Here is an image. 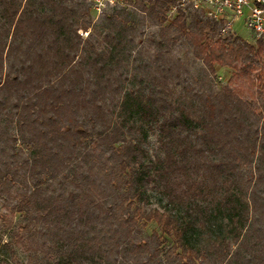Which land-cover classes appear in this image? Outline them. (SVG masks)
Segmentation results:
<instances>
[{
	"label": "trees",
	"instance_id": "trees-1",
	"mask_svg": "<svg viewBox=\"0 0 264 264\" xmlns=\"http://www.w3.org/2000/svg\"><path fill=\"white\" fill-rule=\"evenodd\" d=\"M175 4L124 0L95 25L91 0H0V233L10 255L264 264V40L222 35L190 10L169 16ZM127 6L157 28L152 60L129 74L143 33ZM179 44L207 76L230 71L218 91L167 57Z\"/></svg>",
	"mask_w": 264,
	"mask_h": 264
},
{
	"label": "rangeland",
	"instance_id": "rangeland-1",
	"mask_svg": "<svg viewBox=\"0 0 264 264\" xmlns=\"http://www.w3.org/2000/svg\"><path fill=\"white\" fill-rule=\"evenodd\" d=\"M127 10L129 11L131 18L134 19L135 27L140 29L141 32L143 33L141 37L137 38L134 47L132 48L130 54H128V74H129L132 72L133 69H135L136 71L145 70L143 67L139 68L138 63L139 66H142L143 64L142 62L148 63L149 60H152L156 50L154 46L149 43V37L152 34L156 33L157 28L152 26L148 22L143 21L142 16L136 13L133 7L127 6ZM92 11H93V6H92ZM93 13H94L93 19L95 25H99L103 21V17L105 15H110L111 8L108 7L105 8L100 15H97L95 12ZM126 18L128 19V16ZM121 19H123V17H121ZM234 31L241 38L247 40L250 43H253L251 35L243 27L242 21L238 22L234 26ZM82 37L83 39H85L87 37V33H82ZM103 37L104 36L102 30L95 35V38L98 40V42L102 43V45H104ZM167 57H169L176 65L186 68L188 70L189 76L194 81H197L203 87L204 90L212 89L218 91L228 80L230 75L229 70L224 68H218L214 75L207 76L202 71L201 63L193 58L189 47L185 44H179L170 53L167 54ZM134 61H136V63ZM156 145L157 143L155 137L150 136L149 139L147 140L146 147L152 151L156 148ZM152 207H158L157 198L155 196H153L152 198ZM153 228L154 225L150 224L146 230L147 233H150ZM7 241H9L8 235H1L0 233V242H1L0 262L5 261L9 264H27L28 262L27 254L21 252L18 247H15L16 256L14 257L10 255L9 251L2 246V244L6 243Z\"/></svg>",
	"mask_w": 264,
	"mask_h": 264
},
{
	"label": "built area",
	"instance_id": "built-area-1",
	"mask_svg": "<svg viewBox=\"0 0 264 264\" xmlns=\"http://www.w3.org/2000/svg\"><path fill=\"white\" fill-rule=\"evenodd\" d=\"M93 11L100 15L105 8L122 6L124 0H91ZM169 16L177 9L190 10L222 25L221 34H236L234 26L242 21L252 42L264 40V0H175Z\"/></svg>",
	"mask_w": 264,
	"mask_h": 264
}]
</instances>
